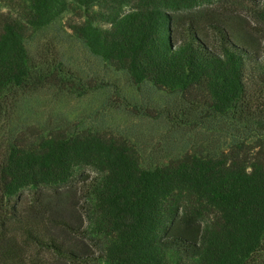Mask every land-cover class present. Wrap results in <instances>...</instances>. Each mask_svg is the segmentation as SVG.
<instances>
[{
    "label": "trees",
    "instance_id": "1",
    "mask_svg": "<svg viewBox=\"0 0 264 264\" xmlns=\"http://www.w3.org/2000/svg\"><path fill=\"white\" fill-rule=\"evenodd\" d=\"M3 1L0 8L8 5ZM212 2L15 0L14 6L20 20L33 28L78 9L84 18L73 31L91 53L126 70L133 82L196 90L214 112L239 103L249 111L247 102L257 91L264 98V50L235 38L231 24L208 15L217 53L194 35L192 40L190 31L202 14L199 7ZM237 4L264 27V0ZM180 10L188 11L175 16L171 26L168 12ZM182 27L189 36L184 53L172 45L174 30ZM28 76L22 35L3 23L0 91L22 85ZM261 156L245 161L237 151H227L142 169L135 151L122 140L93 134L48 136L33 146L7 148L0 162V196L3 200L26 187L64 185L74 168L90 165L105 173L94 223L106 241L108 258L117 256L125 264H256L264 234V151Z\"/></svg>",
    "mask_w": 264,
    "mask_h": 264
},
{
    "label": "rangeland",
    "instance_id": "2",
    "mask_svg": "<svg viewBox=\"0 0 264 264\" xmlns=\"http://www.w3.org/2000/svg\"><path fill=\"white\" fill-rule=\"evenodd\" d=\"M3 2L8 5L0 8V26L11 23L20 31L29 76L22 85L0 91V162L9 146L81 134L124 141L142 169L193 155L215 158L237 151L245 161H254L263 154L264 98L259 91L248 100L249 111L239 103L214 112L196 90L160 88L148 80L135 83L126 70L91 53L73 31L84 18L80 10H67L33 28L20 20L15 0ZM238 2L213 0L199 7L200 23L191 29V38L217 53L208 15L231 24L235 38L263 51L264 27ZM187 11L168 12L171 26L175 16ZM174 32L173 48L186 52V28ZM192 44L194 49L196 42ZM104 177L103 171L81 165L64 185L26 187L3 200L0 196V264H125L117 256L108 258L106 241L95 231ZM255 256L256 264H264V234Z\"/></svg>",
    "mask_w": 264,
    "mask_h": 264
}]
</instances>
